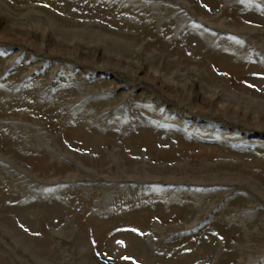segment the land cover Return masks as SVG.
Segmentation results:
<instances>
[{"label":"rangeland","instance_id":"1","mask_svg":"<svg viewBox=\"0 0 264 264\" xmlns=\"http://www.w3.org/2000/svg\"><path fill=\"white\" fill-rule=\"evenodd\" d=\"M0 264H264V0H0Z\"/></svg>","mask_w":264,"mask_h":264}]
</instances>
